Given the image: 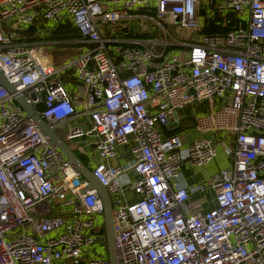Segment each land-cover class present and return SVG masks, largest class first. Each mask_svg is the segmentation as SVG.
<instances>
[{"label": "built area", "instance_id": "2783aa9c", "mask_svg": "<svg viewBox=\"0 0 264 264\" xmlns=\"http://www.w3.org/2000/svg\"><path fill=\"white\" fill-rule=\"evenodd\" d=\"M145 12L146 37L116 36ZM207 22L228 29L202 34ZM66 23L87 48L54 64L44 39ZM32 27L34 41L19 35ZM0 71L45 122L66 120L73 151L96 153L117 264H264V0H0ZM187 106L213 138L164 135ZM220 146L229 167L184 184L181 166ZM79 178L0 86V264H110L91 251L103 207Z\"/></svg>", "mask_w": 264, "mask_h": 264}, {"label": "water", "instance_id": "95a60500", "mask_svg": "<svg viewBox=\"0 0 264 264\" xmlns=\"http://www.w3.org/2000/svg\"><path fill=\"white\" fill-rule=\"evenodd\" d=\"M0 86L4 87L11 95L15 102L24 111L27 121L33 125L49 142H51L56 149L65 157L68 164L72 169L80 175L79 180H85L87 186L81 191L82 194L95 190L98 194L103 212L101 216L103 217V224L96 234L95 243L99 241H105L107 248V258L110 264H117L115 249L113 243V204L107 193L106 188L94 177L92 171L81 161L78 155L63 141V139L57 134V130L61 129L66 120H60L52 123L45 122L38 112L34 110L31 106L25 104L22 98L16 93L15 86L10 85L4 78L2 72L0 71ZM183 117L179 118L178 113L175 112L172 116V121L166 126L168 132H175L180 128V123L191 117L190 107H185L182 109Z\"/></svg>", "mask_w": 264, "mask_h": 264}, {"label": "crops", "instance_id": "0c3cea01", "mask_svg": "<svg viewBox=\"0 0 264 264\" xmlns=\"http://www.w3.org/2000/svg\"><path fill=\"white\" fill-rule=\"evenodd\" d=\"M125 33L119 34V32H116V36L119 39H122L123 41H129L132 39L136 38H142V37H136L134 35H139V32H135L133 28L130 26L129 28H123ZM185 33V32H183ZM126 34H131L132 36H123ZM191 36V34H190ZM48 44L50 43L51 45L47 46L46 48V55L50 58L51 62L54 64H59L61 62H65L69 59L71 56H76L79 55L83 52L87 46L85 45H80L76 47H59L57 45H52L53 42H47ZM66 43V42H65ZM60 44V43H56ZM64 44V43H61ZM127 43H124L122 46L127 47ZM68 48V49H67ZM172 49V48H171ZM68 51V52H67ZM68 58V59H67ZM66 83H68V79H64ZM67 88L69 89L70 92H75V89H78V85L74 83L73 81H70L67 85ZM192 109H198L196 106L191 107ZM178 117L180 118V115L178 114ZM172 121V120H171ZM77 122H72L71 125H75ZM165 130H163V133L165 134ZM183 142L185 144H189L191 141L201 138V137H207V138H213L214 134L212 133H200L196 131L195 129L192 131L184 132V133H178ZM80 143H83V141H80ZM70 148V147H69ZM75 152V151H74ZM76 153V152H75ZM95 160L97 161V156L95 152H92ZM77 154V153H76ZM78 155V154H77ZM82 157V155H79ZM231 159L227 157L224 153V148L222 146L218 147V155L216 159L208 166L203 167V168H197V169H189L186 166H181L180 168V173L183 178L184 184H186L188 187L195 186L197 184H200L204 182L205 180L211 178L214 174H216L218 171L228 168L230 165ZM214 206V203H209L208 205H205V209L212 208Z\"/></svg>", "mask_w": 264, "mask_h": 264}, {"label": "rangeland", "instance_id": "374dc122", "mask_svg": "<svg viewBox=\"0 0 264 264\" xmlns=\"http://www.w3.org/2000/svg\"><path fill=\"white\" fill-rule=\"evenodd\" d=\"M144 17L146 16L147 18H141V19H133V20H127L125 22V24H128L129 26H131L133 28V30L135 32H139V34L143 35L146 34L147 32H151L152 31V26H151V22L148 20L149 16H147V13L145 12V14L143 15ZM105 27L112 29L113 31H115V24L110 23V24H104ZM167 32L173 34V36L176 39H185L187 37L190 36L189 32H181V33H174L173 29L174 27H167ZM192 37H194V34H192ZM76 46H80V45H76ZM73 46V47H76ZM82 46V45H81ZM68 49V48H67ZM68 52V51H67ZM74 56L69 57L72 58ZM68 59V58H67ZM68 59V60H69ZM207 111V109H204V112ZM178 114L180 115V118L183 117V113L182 111H178ZM196 115H201L200 111L198 109L193 108L191 111V117L188 119H185L181 122V128L182 130L180 131V133H184V132H188V131H192L194 130V119ZM57 134L63 138L64 135V130L63 129H58L57 130ZM226 140V139H225ZM230 139H227L228 144ZM94 151V150H93ZM91 150V153L93 152ZM83 160H84V164L90 169H93V165L95 164L96 160L94 158V156L91 157H86V156H82ZM92 158V159H89ZM94 163V164H93ZM206 197L208 198L209 201L212 200V193L211 192H207ZM112 202L113 204L115 203V199L112 197ZM114 206V205H113ZM103 222V219L101 217V223ZM91 251L96 254V255H100V256H106L107 255V248H106V243L105 241H99L97 243H95L92 247H91Z\"/></svg>", "mask_w": 264, "mask_h": 264}, {"label": "trees", "instance_id": "16d2710c", "mask_svg": "<svg viewBox=\"0 0 264 264\" xmlns=\"http://www.w3.org/2000/svg\"><path fill=\"white\" fill-rule=\"evenodd\" d=\"M218 20V17H215V21ZM228 28H222L219 26L214 25L213 22H207L205 27H203L201 33L202 34H215V33H225L227 31ZM119 34L125 33L123 28H118ZM34 34H35V29L29 28L26 32L20 33L19 35H21L22 37H26L27 41H34ZM123 36H132L131 34H126ZM136 37H146L145 34H139V35H134ZM80 34L78 33V31L76 29H74L70 23H66L64 25H59L56 28H54L53 30H51L49 32V34L47 35V37L44 39L46 42H53V43H60V44H56L59 47H73V45L69 44L68 42L72 41V40H80ZM66 42V43H65ZM64 43V44H61ZM175 50H180V48L176 47L174 48ZM169 51V50H168ZM41 108L38 107L37 111H39ZM165 130V128L163 129ZM182 130L181 128V124H180V128L175 131V132H168L167 130L165 131V136H169V135H173V134H178L180 131ZM78 157L81 159V161L84 163V160L81 156L78 155Z\"/></svg>", "mask_w": 264, "mask_h": 264}, {"label": "flooded vegetation", "instance_id": "af4514ba", "mask_svg": "<svg viewBox=\"0 0 264 264\" xmlns=\"http://www.w3.org/2000/svg\"><path fill=\"white\" fill-rule=\"evenodd\" d=\"M61 138H62V137H61ZM62 139H63V141H64V135H63V138H62ZM64 142H65V141H64Z\"/></svg>", "mask_w": 264, "mask_h": 264}]
</instances>
